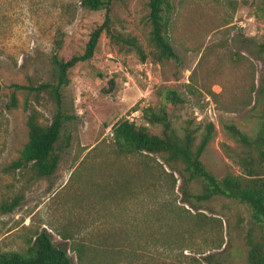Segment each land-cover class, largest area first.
I'll return each mask as SVG.
<instances>
[{
	"label": "rangeland",
	"instance_id": "1",
	"mask_svg": "<svg viewBox=\"0 0 264 264\" xmlns=\"http://www.w3.org/2000/svg\"><path fill=\"white\" fill-rule=\"evenodd\" d=\"M145 2H115L110 15L147 52ZM171 2L167 33L178 60L141 62L101 33L93 56L68 72L62 100L76 115L67 124L69 144L53 174L31 179L25 168L5 170L26 139L25 90L16 91L17 106L7 109L11 85L47 81L51 54L80 53L104 9H84L79 0H0V203L20 196L12 211L0 212V250L22 252L43 229L55 246H66L75 264L71 247L80 242L89 246L84 264H193L190 256L221 248L226 263L244 264V234L251 223L245 205L224 197L201 203L198 211L211 223L184 233L179 248L180 222L193 218L195 210L180 200L177 172L162 164L163 172L156 155L114 152L111 126L121 119L159 131L140 111L157 107L159 91L168 87L183 98L171 114L176 131L185 119L214 125L201 155L205 167L218 178L241 172L222 147H237L223 124L252 135L258 123L264 103V0ZM55 39L61 41L57 48ZM27 98L39 122L47 124L52 107L45 96L38 104ZM142 160L149 162L151 176L142 172Z\"/></svg>",
	"mask_w": 264,
	"mask_h": 264
},
{
	"label": "trees",
	"instance_id": "2",
	"mask_svg": "<svg viewBox=\"0 0 264 264\" xmlns=\"http://www.w3.org/2000/svg\"><path fill=\"white\" fill-rule=\"evenodd\" d=\"M115 2L125 0H79L80 7L87 10L104 9L103 19L88 34V38L80 53H70L67 57L52 53L50 60V78L37 85L12 84L6 108L17 106V90H25L22 108L26 111V139L5 170L25 168L29 178L38 179L53 174L59 160V153L69 144L70 134L67 124L76 119L63 105V90L69 83V69L78 61H87L96 49L101 33L108 42L118 49L133 52L143 62L147 58L152 62L163 59L178 60L169 37L168 26L173 10L171 0H146L147 36L146 44L150 48L145 52L138 39L115 27L110 15L111 6ZM60 39H55L56 48ZM41 95L51 104V117L47 124L39 122V111L27 96H32L34 104L39 103ZM183 102L181 95L173 88L163 87L159 91L157 107L146 106L141 109V118L147 124L157 125L159 131L151 133L146 125H136L128 119H121L111 126V141L117 155L144 157L156 155L170 171L178 174L181 193L180 200L195 210L193 218L180 222V235L177 238L179 248L187 235L203 231L211 223V217L202 215L199 205L216 197L235 200L246 206L249 213L250 226L244 234V264H264V103L259 113L258 123L252 135H247L232 123L223 124L228 136L235 142L236 149L222 144L231 152L240 167L239 174L224 173L214 176L203 164L201 155L214 136L213 123H196L185 119L180 131H176L171 122L173 108ZM168 106L171 107L170 111ZM142 172L152 175L151 166L146 160L140 163ZM171 175V173H170ZM197 186L196 190L191 187ZM20 196H14L8 202L0 203V212L12 211L19 203ZM202 215L203 217H199ZM182 217L181 219H183ZM207 219V220H206ZM222 243L216 245L220 249ZM71 249L74 251L76 264H84L85 252L89 246L80 242ZM223 248L215 252H203L198 256H190L193 264H228L220 256ZM0 264H75L66 253L65 247L55 246L45 230L35 233L33 239L27 240L26 249L0 250ZM138 264V263H134Z\"/></svg>",
	"mask_w": 264,
	"mask_h": 264
},
{
	"label": "built area",
	"instance_id": "3",
	"mask_svg": "<svg viewBox=\"0 0 264 264\" xmlns=\"http://www.w3.org/2000/svg\"><path fill=\"white\" fill-rule=\"evenodd\" d=\"M204 100H205V102H206V101L208 100V98H207V97H205V98H204Z\"/></svg>",
	"mask_w": 264,
	"mask_h": 264
}]
</instances>
